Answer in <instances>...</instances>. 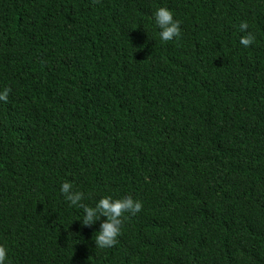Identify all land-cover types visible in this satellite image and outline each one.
<instances>
[{
	"label": "trees",
	"instance_id": "trees-1",
	"mask_svg": "<svg viewBox=\"0 0 264 264\" xmlns=\"http://www.w3.org/2000/svg\"><path fill=\"white\" fill-rule=\"evenodd\" d=\"M4 88L9 264H264V0H0ZM64 182L143 210L95 249Z\"/></svg>",
	"mask_w": 264,
	"mask_h": 264
},
{
	"label": "clouds",
	"instance_id": "clouds-1",
	"mask_svg": "<svg viewBox=\"0 0 264 264\" xmlns=\"http://www.w3.org/2000/svg\"><path fill=\"white\" fill-rule=\"evenodd\" d=\"M152 19L161 42L167 43L181 37V22L174 18V13L167 7L157 8L152 13ZM239 31L246 33L240 37V45L244 48L252 46L256 38L249 31V24L241 22ZM10 91L9 88L0 90V102L8 100ZM59 191L71 207L83 210L82 218L78 220L82 228H93L102 217L104 218L93 236L95 249L112 248L121 235L124 219L136 216L143 210L142 202L131 195L121 198L104 196L95 203V206H89L83 203L85 193L76 190L71 182L62 183ZM0 264H9V252L4 245H0Z\"/></svg>",
	"mask_w": 264,
	"mask_h": 264
}]
</instances>
